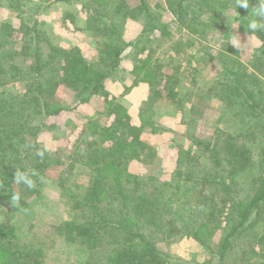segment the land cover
I'll return each mask as SVG.
<instances>
[{"label":"rangeland","instance_id":"1","mask_svg":"<svg viewBox=\"0 0 264 264\" xmlns=\"http://www.w3.org/2000/svg\"><path fill=\"white\" fill-rule=\"evenodd\" d=\"M101 1L103 5L97 0H0V92L11 94L9 101H1L4 108H17L28 87L35 90L38 81L43 80L31 67L33 62L48 58L51 45L71 48L81 43L91 66L101 71L107 68L112 57L107 54L103 62L99 50L102 45L98 47L92 32L86 34L76 25L86 21L89 10L105 19L111 17L117 4L124 7L125 3L111 0L106 5L107 0ZM199 1L202 8L198 14L208 24V32L201 38L192 36L179 24L165 0H126L131 14L138 18V27L129 28L130 20L121 24V37L136 38L144 28L145 35L133 48L126 46L121 57L127 54L135 61L138 54L137 59L143 62L137 65L120 57L115 71L105 81L107 88L111 80V104L105 94L80 102L73 89L60 85L45 92L51 103L53 96L60 100L65 108L61 113L44 116L36 112L34 103L28 105L36 111L30 109L33 119L30 117L27 123L40 126L38 142L51 163L43 172L31 171L36 184L33 190L15 184L14 194H21L18 204L0 197V224L13 229L18 246L39 249L42 264H109L110 250L118 245L116 238H107L93 251L83 239L68 240L57 230L64 220L88 221L95 211L91 202H85L90 180L95 176L94 167L86 162L87 142H93L100 159L105 156L107 161L112 157L107 154L116 150L118 164L107 172V176L115 178L107 181L108 187L128 170L142 181V190L166 191L171 209H167L168 204L162 208L167 216V212L173 216V222L165 228L166 234L153 229L155 245L166 264H264V203L250 211L246 221L250 226L246 230L241 226L224 260L219 255L221 238L231 224L240 220L239 205L233 200H242L243 208L250 203L257 190L253 188L254 178L262 174L261 164L251 163L247 172L228 181L227 188L219 183L222 174L217 173V168H222L216 165L218 157L224 156L223 150L210 159L204 157L209 156L207 148L216 144L221 147L226 139L224 133L228 132L237 137L240 147L248 146L259 158L264 128L253 114L264 111V43L259 35V30L264 32V25L251 30L249 15L234 0L185 3L193 11L199 8ZM83 25L87 27V22ZM36 49L42 57L35 61ZM127 69H132L130 77ZM138 75L145 76L144 82L152 87L132 92L137 85L132 78ZM26 80L30 86H25ZM152 81H159L160 86ZM123 84H130L131 88ZM171 89L178 92L176 98H171ZM113 103L122 104L124 110L119 112L130 119L117 120L108 115ZM12 117L6 115L5 122ZM131 125L140 128L128 130ZM134 137L147 146L135 144L134 151L123 150ZM202 145L207 146L206 150ZM187 150L197 157L188 161L184 153V158L179 159L180 153ZM24 152V161L22 157L14 161L27 171L35 159L29 151ZM151 176L154 180H149ZM210 178L216 183L209 182ZM60 181L67 189L60 186ZM165 182L172 184L165 187ZM122 206L119 201L116 203L118 220Z\"/></svg>","mask_w":264,"mask_h":264},{"label":"trees","instance_id":"2","mask_svg":"<svg viewBox=\"0 0 264 264\" xmlns=\"http://www.w3.org/2000/svg\"><path fill=\"white\" fill-rule=\"evenodd\" d=\"M165 1L167 8L189 34L199 38L207 34L208 24L202 22L198 14L200 7L202 8L200 1L198 3L199 8L193 11H191L188 4L185 3L186 0ZM97 2L102 5L104 4L101 0H97ZM124 2V7L117 4L116 8H113L114 12H112L111 17H109L110 19H104L101 15L95 14V12L89 10L85 21V23L87 22L86 28L88 31L92 32L98 47L99 44L102 45H100L101 48L99 47L101 60L105 62L107 54L109 58L112 57V60L107 63L106 69L101 71L91 66L79 47L67 48L51 45L50 53L46 56L48 57L47 59H39L42 57V54L36 49L34 60L36 61V59H39V61L33 62L34 64H32L31 69L40 75L38 77L42 76L41 79L43 80L38 81L35 90L28 87L27 92H25L22 98L23 100H21L17 108H4V103L1 101H9L11 94L0 92V197L2 199L12 201L11 197L15 192L14 189L16 184L15 174L17 170H23L21 164L19 162L17 164L14 160L15 158L20 159L22 157L21 160L24 161L25 157L23 156L27 157L24 150L29 151L35 159L30 164L31 166L27 171L38 174L45 171L51 163L46 160L48 159L47 152L41 148L38 142L40 126H38V124L27 123L28 119L31 117L29 114L32 110V106L28 105L34 103L37 107V111L35 109L32 111H36L44 116L61 113L65 108L61 106L60 100L56 96H53L54 99L51 103L50 96L45 92L52 86L60 85H65L73 89V91L78 94L80 102L89 100V98L95 94H105V96H107V101L110 104L112 103L106 91L105 81L110 78L111 74L115 71L114 69L119 64L122 52L130 43L121 37L122 33L119 28L121 24H126L129 20H138L137 16L131 14V7L126 4V0H124ZM234 2L238 5V0H234ZM106 3V5H109L112 1L107 0ZM247 3L249 5L248 8L239 7V9L243 13L246 12L245 14L249 15L248 25L253 21L258 25H264V16L258 14L261 2L259 0H247ZM118 19L120 20L119 23ZM153 28L157 27L154 26ZM144 29L137 41H140L143 35H145ZM163 31H166V28L163 29ZM259 31V35L264 43V32H262L263 30ZM115 42H117L118 45ZM122 42H124V44ZM36 48L39 47L37 46ZM13 67H15V65ZM255 67L257 66L255 65ZM60 71H62V74H60ZM249 75L251 76V74ZM18 79L21 81L23 77ZM29 83V80L27 83L25 82V86H27V84L30 86L31 84ZM170 95L171 98H176L178 92L171 89ZM17 97L21 98L19 96ZM29 100H32V102ZM123 110L124 106L122 104L113 103V107L108 111V115H114L117 120H119L120 117H125L124 120L127 121L130 117L124 116L119 112ZM6 115L13 117L11 120L5 122L4 119ZM253 116L261 120L263 129L264 111L260 110L255 112ZM32 119L33 117H31L30 120ZM137 128L140 127L131 125L128 130H138ZM224 134L226 135V139H224L223 144L220 145L221 147H218L219 144H216L209 149L207 146L204 147L202 145L204 150H206V148L208 149L206 152L209 156H204L207 159L214 157V153L221 152V149L224 152V156L221 158L218 157L216 161V165L222 168V170L217 168V173L221 172L222 174L219 183L228 188L230 186L228 181H232L236 176L247 172L249 166H251L253 162L261 164L260 169L262 174L254 178L253 188H257V190L254 197L245 208H243L244 205L243 202H241L242 200H233L234 203L239 205L238 209L241 211V215L238 223L231 224L230 229L226 231V235L221 238L219 246L221 260H224L232 244V238L235 237V234L240 232L239 229L241 226H244L245 230L248 228L249 223L246 221L250 215V211L254 209L257 210V208L264 203V145L257 159L248 146L240 147L239 144H237V137H235L234 134L228 132ZM135 144L143 148L147 146L143 140L134 137V140L128 142L123 150L129 149L134 151ZM93 146V142H87L86 151H89V154L88 161L86 162L94 167L95 176L90 180L86 192L87 201H85L88 205L91 202L92 208L95 210L93 216L90 217L88 221L83 222H78V219L64 220L57 227L58 233L71 241L78 237L79 239H83L82 241H86L88 247L93 251H95L94 249L100 248L107 238H110V241L116 238V243L118 245L110 250L109 264H166L163 256L157 250V246L155 245L156 242H154L155 239L153 237V229H156L159 233L163 232V234H166L167 230L165 228L168 224L173 222V220H170L173 216L168 212L167 216L162 208L163 205L167 206L168 204L167 209H171V204L165 194L166 191L161 188H155L154 191L150 192L142 190L140 187L142 181L128 170H124V175L121 173L120 176H117L116 180L118 181H111V186L108 187L107 181H110L112 177L115 178V176L111 177V174L107 176V172L113 165L118 164L114 157L116 150L107 154L108 156H112L111 161H107L105 160V156H103V159H100ZM81 150L82 149H80V151ZM41 152H43V155H40ZM184 153L187 155L185 158H187L188 161H191L193 157H197L198 155L191 150H187L180 153L179 159L184 158ZM78 154L81 155L79 152ZM203 154L206 153L202 152L201 155ZM113 175H116V173ZM149 180H154V177L151 176ZM205 181L206 179L204 178L203 183H205ZM212 181L216 183L214 178H210L209 182ZM59 184L62 188L67 189L63 181H60ZM164 184L165 187H167L172 183L165 182ZM33 189L34 188H31V190ZM118 201L120 204H123L118 212L120 215L119 220L116 218L118 214L115 213V207ZM109 205L111 206L108 207ZM171 213L174 214V210H172ZM231 214L232 212L229 217ZM139 223L143 225L140 226ZM16 238L17 235L13 229H7L6 226L0 224V264H42L39 258L41 253L39 249L31 245L20 247L18 243L14 242ZM200 239L201 238H199V240Z\"/></svg>","mask_w":264,"mask_h":264},{"label":"crops","instance_id":"3","mask_svg":"<svg viewBox=\"0 0 264 264\" xmlns=\"http://www.w3.org/2000/svg\"><path fill=\"white\" fill-rule=\"evenodd\" d=\"M136 20H130V22L128 23V27L129 28H135V27H138V23H136L135 22ZM83 23H85V22H81V23H77L76 25H77V27H78V29H80L82 32H85L86 34L89 32L88 30H87V28L85 27V25H83ZM142 33V30L138 33V34H136V38L135 37H133V38H131V39H126V41L129 43V45H127V46H129L130 48H133L132 46H134V43L137 41V39L139 38V35ZM136 44V43H135ZM76 46L77 47H80L81 48V50H82V48H83V46L81 45V43H77L76 44ZM126 49V48H125ZM125 51V50H124ZM123 51V52H124ZM123 52H122V54H123ZM121 54V55H122ZM121 57V56H120ZM121 58H123V60H125V61H129L130 59H131V61H133L135 64H137V65H139V64H141L142 62H143V59H137V58H139L137 55L136 56H134V58H135V61L133 60V58L132 57H130V56H127V54L125 55V56H123V57H121ZM137 60V61H136ZM124 61V62H125ZM133 62H132V65H133ZM125 64V63H124ZM126 66V65H125ZM126 68H127V66H126ZM128 75H129V77L133 74L132 73V69L131 70H128L127 69V72H126ZM131 73V74H130ZM134 77H136V78H132V79H135L134 81H136V83H137V85H135L136 87L134 88L133 87V89H132V92H136L135 90H136V88H139L138 90H140V92H144V90L145 89H148L149 87H152V86H150L148 83H146V82H144L145 80H147L146 78H145V76H143V75H138V77L137 76H134ZM121 78V77H120ZM127 78L128 77H126V80H127ZM122 79V78H121ZM151 81V80H150ZM153 82V81H152ZM108 84H107V92H113V91H111V87H110V84H111V80H109L108 82H107ZM153 84H155V86L156 85H159V81H155V82H153ZM124 85V87H125V85H128L127 87H128V89H130L131 88V85L130 84H123ZM105 86H106V83H105ZM116 86L118 87V84H116ZM160 86V85H159ZM159 86H156V87H159ZM135 89V90H134Z\"/></svg>","mask_w":264,"mask_h":264},{"label":"clouds","instance_id":"4","mask_svg":"<svg viewBox=\"0 0 264 264\" xmlns=\"http://www.w3.org/2000/svg\"><path fill=\"white\" fill-rule=\"evenodd\" d=\"M238 7L248 8L249 5L247 3V0H238ZM258 14L264 16V0H262L259 6ZM249 27L255 30L259 27V25L255 21H253L250 23ZM40 155H43V152H41ZM33 175L34 174L29 171L17 170L15 174V181L16 183L23 184L27 188L31 189V188L36 187V184L33 179ZM40 179H41V182H43V177H41ZM11 199L14 204H18L21 201V194L15 193L12 195Z\"/></svg>","mask_w":264,"mask_h":264}]
</instances>
